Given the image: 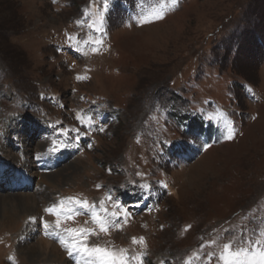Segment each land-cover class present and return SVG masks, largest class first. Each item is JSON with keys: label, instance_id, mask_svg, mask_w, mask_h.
I'll return each mask as SVG.
<instances>
[{"label": "rangeland", "instance_id": "rangeland-1", "mask_svg": "<svg viewBox=\"0 0 264 264\" xmlns=\"http://www.w3.org/2000/svg\"><path fill=\"white\" fill-rule=\"evenodd\" d=\"M70 198L108 230L58 225ZM67 228L128 264L264 252V0H0V264H88Z\"/></svg>", "mask_w": 264, "mask_h": 264}, {"label": "snow or ice", "instance_id": "snow-or-ice-1", "mask_svg": "<svg viewBox=\"0 0 264 264\" xmlns=\"http://www.w3.org/2000/svg\"><path fill=\"white\" fill-rule=\"evenodd\" d=\"M93 43L100 45L102 41L97 39L93 41ZM93 52H96L97 49L93 48ZM78 80L87 79L85 76H77ZM80 119V117H77ZM82 123H91V120L88 118L87 120H81ZM100 131H104L103 128L99 129ZM64 135H67V132H64ZM233 137V129L229 126L227 129V138L231 139ZM78 138V137H77ZM91 145H89L90 147ZM79 204L84 208L92 209V219L94 223L98 226L100 232H106L107 228V221L101 217L94 209V206L89 204L87 200H80V199H68L60 200L58 204H54L52 207L46 209L47 213L54 214L58 217L57 224H61V216L64 219H72V215L70 213L73 211L70 205L72 204ZM100 208L102 211H107L104 208V203L100 204ZM111 215L116 217L119 215L117 212H112ZM123 215L127 217L129 215L127 210H123ZM45 228L48 225L45 223ZM67 231L72 234L76 239L74 243L70 246V250L68 255L71 256L73 251H79L82 256L86 255L91 257L92 259L88 261V264H128L127 258L124 254V251L121 250L119 253L111 252L105 248L101 247H89L84 241L88 239V235L94 234V230L90 228H67ZM136 241H134L135 243ZM140 243H143L141 240ZM229 245H224V250L227 255L221 256V260L224 261V264H264V252L257 251L251 257L248 256V250L242 249L237 252H228ZM259 257V259H257ZM134 259H138L134 257Z\"/></svg>", "mask_w": 264, "mask_h": 264}]
</instances>
